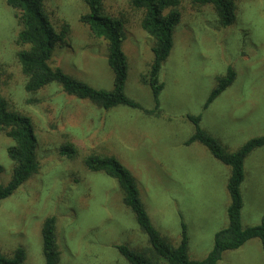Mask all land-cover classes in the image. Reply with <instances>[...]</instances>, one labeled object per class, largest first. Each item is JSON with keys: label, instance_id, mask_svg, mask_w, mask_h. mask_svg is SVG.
<instances>
[{"label": "rangeland", "instance_id": "374dc122", "mask_svg": "<svg viewBox=\"0 0 264 264\" xmlns=\"http://www.w3.org/2000/svg\"><path fill=\"white\" fill-rule=\"evenodd\" d=\"M233 2L234 21L223 28L209 5L178 0L180 21L159 75L164 84L160 115L149 117L126 106L99 109L67 96L56 83L27 94L15 58L26 49L17 44L21 28L15 11L0 0V97L11 111L30 118L38 163L37 172L0 203V255L7 258L21 248L26 253L23 264H45L41 232L50 217L56 218L57 264H128L117 247L135 253L150 248L122 204L117 182L85 168L84 159L96 154L114 156L128 170L162 237L178 246L182 221L189 258H207L215 234L228 226L229 168L200 144L184 145L194 133L187 116H201L200 128L231 153L264 135V0ZM43 7L56 33L65 24L69 27L65 43L54 47L50 66L95 90L111 91L108 44L80 22L87 14L82 0H44ZM103 12L123 25L128 66L124 93L151 111L154 102L143 78L154 42L141 30L144 12L127 0H104ZM227 68L235 72V82L204 110ZM67 145L76 151L73 159L61 151ZM12 146L0 134V186L12 179L14 165L7 156ZM244 171L241 223L246 228L257 226L264 214V147L245 160ZM217 264H264L260 241L225 252Z\"/></svg>", "mask_w": 264, "mask_h": 264}, {"label": "trees", "instance_id": "16d2710c", "mask_svg": "<svg viewBox=\"0 0 264 264\" xmlns=\"http://www.w3.org/2000/svg\"><path fill=\"white\" fill-rule=\"evenodd\" d=\"M4 1L10 9L15 11V18L21 28L17 44L19 47H26L18 51L15 58L25 78L24 91L27 94L34 95L56 83L67 96L89 101L105 111L126 106L141 111L149 117L160 115L159 97L164 90V84L160 82L159 75L162 65L172 51L174 28L180 21V13L177 10L178 0H127L130 7L144 12L140 27L154 42L151 51L152 61L143 78V84L150 89L154 102V109L151 111L142 109L124 93L128 66L122 51L125 40L123 25L120 20L104 14V0H82L87 14L80 18V22L89 28L94 38L104 40L108 44L107 66L113 74L111 91L95 90L67 76L60 68L50 66L54 47L65 43L69 35V27L65 24L60 33L55 32L45 13L44 0ZM192 2L198 6L212 7L223 28L234 21L233 0H192ZM235 77V72L227 68L225 75L217 78L216 87L204 104V110H207L233 85ZM187 119L193 125L194 133L184 145L200 144L214 160L229 168L227 228L215 234L213 249L205 260L199 262L191 260L188 256L189 236L185 224L181 221V240L175 247L153 227L139 199L135 180L121 162L114 156L93 154L84 159L85 168L92 173L104 174L117 182L122 195V204L130 210L136 225L146 236L150 246L143 253H135L127 246H119L117 249L128 264H217L222 260L225 252L239 250L249 241L258 239L264 258V214L257 226L244 228L241 223L244 163L254 151L264 147V135L250 139L237 151L231 153L218 140L200 128L201 116H187ZM33 132L30 118L11 111L7 101L0 97V134L13 142V146L7 151V156L14 165L10 183L0 186V203L12 196L38 170L36 139ZM61 151L69 159H73L76 155L72 145L65 146ZM41 234L44 263L57 264L61 253L55 217L44 221ZM25 255L23 249H16L10 257L0 255V264H23Z\"/></svg>", "mask_w": 264, "mask_h": 264}, {"label": "crops", "instance_id": "0c3cea01", "mask_svg": "<svg viewBox=\"0 0 264 264\" xmlns=\"http://www.w3.org/2000/svg\"><path fill=\"white\" fill-rule=\"evenodd\" d=\"M207 133V132H206ZM255 152V151H254Z\"/></svg>", "mask_w": 264, "mask_h": 264}]
</instances>
